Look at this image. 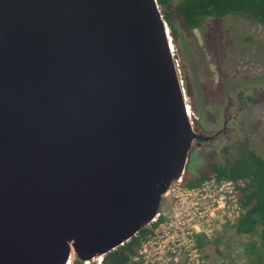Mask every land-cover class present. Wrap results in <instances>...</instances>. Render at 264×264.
<instances>
[{
	"label": "water",
	"instance_id": "obj_1",
	"mask_svg": "<svg viewBox=\"0 0 264 264\" xmlns=\"http://www.w3.org/2000/svg\"><path fill=\"white\" fill-rule=\"evenodd\" d=\"M216 136L157 0H0V264L100 263Z\"/></svg>",
	"mask_w": 264,
	"mask_h": 264
},
{
	"label": "rangeland",
	"instance_id": "obj_2",
	"mask_svg": "<svg viewBox=\"0 0 264 264\" xmlns=\"http://www.w3.org/2000/svg\"><path fill=\"white\" fill-rule=\"evenodd\" d=\"M172 42L192 122L205 134L221 126L227 98L235 92L246 94L244 99L252 97L264 85L263 24L243 16L208 17L201 27L190 34L180 33L178 40L172 39ZM243 105L236 123L240 127L232 133L228 144L214 141L204 143L200 150H190L188 166L194 173L190 178L200 174L211 161L224 162L226 158H232L242 139L264 158V103ZM166 201L167 197L161 204ZM222 233L221 237L216 235L209 240L210 245L205 251L208 252L207 263L248 264L255 260L253 250H246L239 240L230 243V235H224L225 231ZM255 239L253 234L248 242ZM212 243L219 244L220 250L217 251Z\"/></svg>",
	"mask_w": 264,
	"mask_h": 264
},
{
	"label": "trees",
	"instance_id": "obj_3",
	"mask_svg": "<svg viewBox=\"0 0 264 264\" xmlns=\"http://www.w3.org/2000/svg\"><path fill=\"white\" fill-rule=\"evenodd\" d=\"M157 2L174 42L178 40L180 33L190 34L193 29L201 27L208 17L243 16L254 23L264 25V0H176L175 2L174 0H157ZM242 94L238 97L240 103L245 101L264 103V85L256 90V95L252 96L253 99L251 96L244 99ZM221 150L226 151V148ZM211 175L217 178L245 180V186L239 188L245 212L233 226L225 230L224 235L227 233L230 235L231 238L228 239L230 243L235 244L239 240L246 250L255 252V260H250L248 264H264V158L248 145L246 139H242L232 158H226L224 162L211 161L200 174L193 178H183V180L190 186L198 184ZM154 225L156 222H152L150 226L141 227L129 241L107 253L100 264H142L131 258L138 251L140 237ZM253 234L256 235V239L248 242ZM222 235L221 232L218 237ZM199 243L202 251L207 255L208 252L205 251L209 241L203 245L199 238ZM212 245L217 251L220 250L219 244L212 243ZM73 264L85 263L76 258Z\"/></svg>",
	"mask_w": 264,
	"mask_h": 264
},
{
	"label": "built area",
	"instance_id": "obj_4",
	"mask_svg": "<svg viewBox=\"0 0 264 264\" xmlns=\"http://www.w3.org/2000/svg\"><path fill=\"white\" fill-rule=\"evenodd\" d=\"M245 184L244 179L214 175L190 186L183 179L174 182L156 225L140 237L131 259L142 264H209L199 238L204 245L236 223L245 212L239 193Z\"/></svg>",
	"mask_w": 264,
	"mask_h": 264
},
{
	"label": "flooded vegetation",
	"instance_id": "obj_5",
	"mask_svg": "<svg viewBox=\"0 0 264 264\" xmlns=\"http://www.w3.org/2000/svg\"><path fill=\"white\" fill-rule=\"evenodd\" d=\"M239 94H242V93L235 92V94L233 96H231V97L226 99V104H225V107H224V113H223V119H222L221 126L214 128L209 134H206V135H209V136L217 134L216 138L214 139V141L216 143L228 144L229 143V139L232 136V133H235L238 130L237 128L240 127L239 124H236L237 120H239L238 113L241 110V107L245 106L243 104L249 105L250 102H242V103H240L239 99H238ZM242 95L244 96L246 94H242ZM252 99H253V97H252ZM193 126H194V121H193ZM194 129L197 132L204 133L203 130H200V131L197 130L195 128V126H194ZM200 143L201 144H197L196 140H194L191 149L197 148V149L200 150L201 148H203L202 145L204 143L211 144L210 141H200ZM235 152H236V150H235ZM189 159H190V154H189L188 162H189ZM188 162H187L184 178H190V177H192L194 175V173L190 172V169H189V166H188Z\"/></svg>",
	"mask_w": 264,
	"mask_h": 264
},
{
	"label": "bare ground",
	"instance_id": "obj_6",
	"mask_svg": "<svg viewBox=\"0 0 264 264\" xmlns=\"http://www.w3.org/2000/svg\"><path fill=\"white\" fill-rule=\"evenodd\" d=\"M189 113H190V107H189Z\"/></svg>",
	"mask_w": 264,
	"mask_h": 264
}]
</instances>
